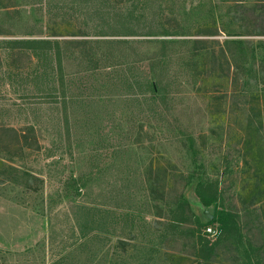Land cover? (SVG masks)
I'll return each instance as SVG.
<instances>
[{
    "label": "rangeland",
    "instance_id": "rangeland-1",
    "mask_svg": "<svg viewBox=\"0 0 264 264\" xmlns=\"http://www.w3.org/2000/svg\"><path fill=\"white\" fill-rule=\"evenodd\" d=\"M263 169L264 0H0V264H254Z\"/></svg>",
    "mask_w": 264,
    "mask_h": 264
},
{
    "label": "trees",
    "instance_id": "trees-1",
    "mask_svg": "<svg viewBox=\"0 0 264 264\" xmlns=\"http://www.w3.org/2000/svg\"><path fill=\"white\" fill-rule=\"evenodd\" d=\"M43 42L44 41H32L31 43L39 44V43H43ZM174 42L175 43L176 42L187 43L190 41H187V40H180V41L179 40H162V41H160V43H162L163 45L174 43ZM205 42H206V44H209L211 46L212 41H208V40L207 41H201V40L195 41V43H199V44H202ZM231 42H234V41L232 40ZM204 48H207V47H204ZM198 49H196V50L198 51ZM211 49H212V51L214 50V48H212V47H211ZM33 50H31V51H33ZM202 50H204V49L202 48ZM212 51L210 54L211 55L210 60L215 59L213 61L217 62L219 57L215 53H213ZM220 52H222V54H224V56H226L225 50L221 47H220ZM157 59H160V58L158 57ZM225 59L227 60L226 57H225ZM158 83H159L158 81L152 80L148 84V86H150V89H151V94L154 97L159 95L158 94V92H159L158 91L159 90L158 89ZM245 165H247L246 160H245ZM261 177L263 178L261 180L262 186L258 187L257 185H254L253 187H250V189H248V190H250L249 195H248V197L250 198V201H248V204H246L245 206L243 205V207H242L243 214H245V215H247L248 213L252 215V212L255 211V210H253V208L256 205H259V203H262V201H263V205H264V195L262 197L261 196L259 197V195L254 192V191H257V189L264 192V169H263V173H262ZM213 186H215V184H213ZM213 186H211L209 184V182L208 183H199L194 189V191H195V193L199 199V202L203 208L206 209L208 207H214V212L211 214V218L209 220H207L206 222H202L199 218L194 217L193 223L199 229H197L195 232H192L190 234V236H192L193 239L196 238L194 240L195 241L194 242V244H195L194 257L201 264H211L213 262V261H211L212 258L219 254V250H221L222 248H227V246H225L227 243L234 242V241L241 242L242 237H244L243 233H240L241 228L239 227V224L237 223V218L240 217V214L238 212L229 211V210L225 209L224 207L219 208L221 206L220 205L218 206V200H220L219 197L221 194H220V192H218L216 187H213ZM183 203L186 204L185 201ZM251 207H253V208L251 210H248ZM247 210L250 212H247ZM185 222H186L185 219H182L179 216V218L172 217V218L168 219L167 223H173L174 225L172 227H174V230L175 229L180 230L181 226ZM252 223L255 224V222H252ZM212 224L213 225L217 224L218 227L220 228V233L217 235L218 237L216 238L217 240L215 242H210L208 240H205L204 238H202L199 235V230L201 228H206V226L212 225ZM258 231H259V234H258L259 240L257 242L260 241V243H258V245L261 248L262 247L264 248V244H263L264 243V234H263V232H260V228H258ZM222 243L223 244L225 243V244L222 245ZM121 245L125 246L126 244L118 242L117 247H115V248H119ZM219 246H221V247H219ZM248 248L253 251L251 243L248 244ZM253 258H256L254 264H264V249L262 252H259V251L254 252Z\"/></svg>",
    "mask_w": 264,
    "mask_h": 264
},
{
    "label": "built area",
    "instance_id": "built-area-1",
    "mask_svg": "<svg viewBox=\"0 0 264 264\" xmlns=\"http://www.w3.org/2000/svg\"><path fill=\"white\" fill-rule=\"evenodd\" d=\"M206 231L212 237L213 236L216 237L219 234V232L217 230H215V229L212 230L210 227L206 228Z\"/></svg>",
    "mask_w": 264,
    "mask_h": 264
},
{
    "label": "water",
    "instance_id": "water-1",
    "mask_svg": "<svg viewBox=\"0 0 264 264\" xmlns=\"http://www.w3.org/2000/svg\"><path fill=\"white\" fill-rule=\"evenodd\" d=\"M204 216L209 220L211 218V214L207 211L204 212Z\"/></svg>",
    "mask_w": 264,
    "mask_h": 264
}]
</instances>
